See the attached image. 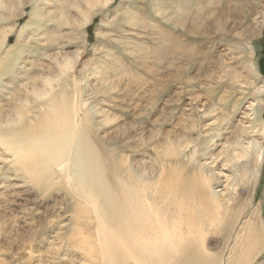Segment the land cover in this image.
<instances>
[{
  "label": "rangeland",
  "instance_id": "rangeland-1",
  "mask_svg": "<svg viewBox=\"0 0 264 264\" xmlns=\"http://www.w3.org/2000/svg\"><path fill=\"white\" fill-rule=\"evenodd\" d=\"M1 1L0 122L24 98L35 113L29 91L58 75L56 62L68 57L76 90L92 109L88 161L99 188L104 178L118 190L128 165L193 209L207 190L203 175L219 197L246 205L230 238L206 229L209 247L222 251L225 264L247 239L237 238L245 221L257 222L263 240L253 264H264V158L237 177L222 154L237 136L258 139L264 153V92H257L264 86V0ZM256 98L262 102L250 106ZM250 123L258 132L242 136ZM179 142L190 143L183 153L166 150ZM15 160L0 141V264H97L100 249L88 252L80 234L95 224L75 189L54 183L40 157L28 168ZM71 160L80 164L77 155ZM188 215L193 226L202 220Z\"/></svg>",
  "mask_w": 264,
  "mask_h": 264
},
{
  "label": "bare ground",
  "instance_id": "bare-ground-1",
  "mask_svg": "<svg viewBox=\"0 0 264 264\" xmlns=\"http://www.w3.org/2000/svg\"><path fill=\"white\" fill-rule=\"evenodd\" d=\"M5 6L0 0V7ZM56 64L59 67L58 75L44 77L40 89L33 85L32 91H29L37 104L36 112L29 110L28 106L32 103L27 98L21 99L22 104L15 109L14 116L0 122V141L16 158L15 161L25 168L32 162L39 163L40 157V166L46 168L49 177L55 179L54 183L63 182L75 189L79 202L87 211H91L89 219H81H87V222L91 220L95 224L90 233L83 234L82 231L80 234L85 238L84 243L90 246L88 252L100 249L97 264H222V251L214 252L209 247L205 238L206 229L218 228L216 230L225 231L228 237L246 205L238 207V199L233 205L229 198L219 197L218 192L209 185V180L200 175L207 190L204 200L199 202L197 208L191 209L177 191L164 192L166 188L162 190L163 186H159L158 181L148 178L146 173L140 175L133 172L128 165L123 166L122 175L121 171L118 173L119 191L109 187L104 178L99 188V184L91 179L94 170L91 161H88L93 148L88 133V127L93 122L92 109L88 101L82 99L81 90H76L77 80L71 76L70 59L64 57ZM71 81L74 85L68 91ZM262 88L257 90L258 94L264 92V86ZM258 101L261 103L262 98L252 100L250 106ZM249 126L250 130L243 126L240 128L242 136L243 133L258 130H252L254 125L251 123ZM189 144L173 143L166 150L172 149L173 154L170 153L174 155L179 154L181 148L180 153H183ZM261 144L253 137L245 141V138L237 136L229 145L231 149L224 148V165L234 168L237 177H246V172L249 174L251 168L257 169L263 161ZM195 153L196 149H193L190 160L195 158ZM76 155L79 165L71 160ZM251 157L253 165L248 163ZM241 160L243 164L239 169L237 166L242 163ZM87 165L89 175L84 170ZM226 181L225 185L231 187L236 183L230 175H226ZM226 192L224 190L221 196ZM107 210L112 216L109 219ZM188 213L195 217L198 214L202 220L193 226L192 223L196 221L189 224L192 218ZM249 221H245V232L237 236L238 239H245L246 235L247 239L239 247L233 246L225 264H253L261 252L262 231L257 222ZM228 238L225 239L226 243Z\"/></svg>",
  "mask_w": 264,
  "mask_h": 264
}]
</instances>
